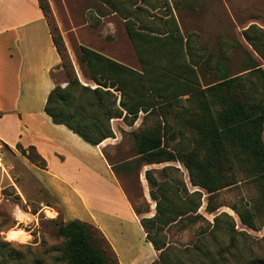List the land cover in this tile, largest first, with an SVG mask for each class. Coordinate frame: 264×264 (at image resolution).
Listing matches in <instances>:
<instances>
[{
    "label": "trees",
    "instance_id": "trees-1",
    "mask_svg": "<svg viewBox=\"0 0 264 264\" xmlns=\"http://www.w3.org/2000/svg\"><path fill=\"white\" fill-rule=\"evenodd\" d=\"M39 4L47 18L50 10L48 1L39 0ZM129 23L130 20L127 24ZM51 32L61 58L59 68L64 69L68 79L65 88L55 86L46 103L45 112L55 124L66 126L89 144L98 146L115 138V126L122 124L118 119L133 127L140 113L145 114L139 129L131 132L136 141L135 158L113 164L112 170L120 179L135 213L142 216L140 222L147 241L160 252L159 260L152 264H170V255L177 250L174 246L176 244L169 240L168 231L177 228L183 232L195 227H198L199 236L193 245L198 246L181 251L190 257L189 264H226V257L240 262L237 245L241 241L246 246L249 235L240 231L234 217L225 212L214 218V224L211 223L201 213L203 191L192 190L190 185L207 192L205 210L208 214H215L226 206L239 216L245 228L255 232L264 228V67L247 52L246 69L242 72L244 74L233 76L228 68L219 62L216 65L221 75L217 80L205 87L201 82L197 83V87L187 98L193 103V115L184 121L185 127L194 135V146L191 150L183 152L171 148L174 138L167 136L169 122L165 112L167 109H173L181 99L150 105L142 104V95V100L136 102L142 94L139 84L146 86L143 76L82 45L80 49L90 76H86V72L82 71L88 79L98 84V87L93 89L83 85L75 72L62 34L57 27H51ZM137 32L129 30L133 41H136L133 36H136ZM145 32L147 31L141 30V34H146ZM243 37L264 62V28L253 24L243 31ZM186 45L190 55L188 39ZM82 63L80 60V64ZM190 63L200 73L198 65L191 61V57ZM122 73L137 79L135 88L139 89L128 91L121 78ZM254 75L261 83V98L250 103L256 95L250 99L247 82H251L249 76ZM115 92L120 93L119 98ZM129 93H132V99H129ZM151 114H156L163 120L158 119L154 126L142 128ZM2 148L11 151V148L3 143ZM17 150L36 166L43 169L47 167L46 161L35 147L25 149L17 145ZM104 155L110 162L108 156L105 153ZM170 162L182 164L188 170L190 185L181 169L176 166L147 169L145 179L149 186L150 198L156 203V207L154 216L144 217V214L151 213L147 198L142 196L145 203L137 205L129 186L121 180L130 179L133 185L131 178L140 180V172L144 167ZM241 184L252 185L256 195L242 198L239 203L232 205L218 202L222 191ZM222 221H225L224 225L221 224ZM3 227L1 222L0 233L4 231ZM97 234L101 240L96 238ZM58 235L66 240L64 258L68 264H119L118 256L110 242L94 225L80 220L63 222L59 225ZM209 241L218 245L215 251L217 259L212 262L206 261L210 252L205 245H208ZM102 242L105 245H102ZM30 250L31 246H28L26 251L18 249L12 243L3 241L0 235V264H27V252ZM31 264L46 263L36 258L32 259ZM180 264L186 263L181 261ZM244 264H264V259H253Z\"/></svg>",
    "mask_w": 264,
    "mask_h": 264
},
{
    "label": "rangeland",
    "instance_id": "rangeland-1",
    "mask_svg": "<svg viewBox=\"0 0 264 264\" xmlns=\"http://www.w3.org/2000/svg\"><path fill=\"white\" fill-rule=\"evenodd\" d=\"M47 1L50 5L47 20L52 28L57 27L62 34L78 78L79 70H84L86 76H90V71L80 49L82 45L90 49L103 50L115 56L121 62L125 58L130 59L131 57L137 61L136 49L140 52L141 58L145 54L143 48L144 38H142L144 34L133 36L134 40H136L133 42L129 30L133 32L151 30L163 33L164 26L162 24L164 19L172 15L174 11V14L180 19L188 39L191 61L198 65L204 86L220 77L221 72L216 65L219 62L225 65L233 76L244 74L242 72L246 69L247 52L264 67V62L243 37V31L253 24L264 28V0ZM126 18L131 20L127 24L128 27L124 22ZM80 60L83 61L82 64H80ZM145 68L149 69V65L145 64ZM171 73L174 75L179 74L177 71L170 70ZM120 75L128 91L139 89L135 88V85L138 84L137 79L124 73ZM53 76L55 86L60 85L65 88L68 85V79L63 68L58 67ZM249 79L251 80V82H247L249 97L251 99L253 95H256L255 98L250 100V103H253L261 98V83L256 79L255 75L249 76ZM139 85L141 91L146 89L143 83ZM87 86L93 89L97 88L94 83H88ZM115 94L118 98L120 97L119 92H115ZM128 97L132 99V93H129ZM141 98L142 94L136 102L142 100ZM192 108L193 103L187 98H182L173 109L165 110L166 119L169 122L167 136L174 138L171 144V148L174 150L187 152L194 146V135L184 125V121L193 115ZM144 116L145 114L141 112L138 121L133 127L115 126L120 135L116 134L114 139L118 140L106 142L103 148V152L110 159L111 167H113V164L117 165L124 160L135 158L137 154L136 141L131 132L139 129ZM158 119L163 120L156 114L149 115L142 128L154 126ZM112 125L114 128V124ZM18 156H20L18 152L2 148L3 164L7 172L0 171V223L3 222L4 224V231L1 237L3 241L10 242L21 250L26 251L27 247L31 246L32 250L27 252V264H31L32 259L36 258L42 259L46 264H68L64 258L66 240L58 235L59 225L64 222L61 216L63 208L41 186L30 170V164H27ZM169 164L181 167L184 178L190 185L188 170L182 164H174L172 162L165 165L144 167L140 172V180H136L134 177L131 178L134 181L133 185H131L130 179L122 178L121 180L129 186L131 196L137 205L145 203L142 196L147 198L151 206V213L144 214V217L155 215L156 207V203L151 200L149 195L145 171L147 169H161ZM118 180L120 179L118 178ZM190 188L203 191L201 213L211 223L214 224V218L225 212L234 217L237 222V228L240 231H245L249 235L246 246L241 241L237 245L238 256L241 261L236 262L234 258L226 257V264H244L253 259H264V228L260 232L245 228L241 224L239 216L226 206L215 214H208L205 210L207 192L199 187H191V185ZM255 195L256 191L252 185L241 184L222 191L218 196V202L232 205L239 203L242 198ZM17 207L26 215L24 220L17 219L13 215ZM221 224L224 225L225 221H222ZM12 229L18 232L23 231L29 236V239L27 241H8L5 237L9 230ZM198 236V227L183 232L177 228L168 231L169 240L175 243L176 245L174 246L177 248L170 255V264H180L181 261L189 264L190 257L181 251L198 246L193 245L197 241ZM127 237L128 241L125 240L126 244H141V240L132 232H129ZM96 238L101 240L98 234ZM125 241L121 244L126 245ZM226 242L228 243V239H226ZM102 245L105 244L102 242ZM205 247L210 252L206 261L212 262L216 260L215 251L218 245L213 241H209ZM156 252V261H158L160 252Z\"/></svg>",
    "mask_w": 264,
    "mask_h": 264
},
{
    "label": "crops",
    "instance_id": "crops-1",
    "mask_svg": "<svg viewBox=\"0 0 264 264\" xmlns=\"http://www.w3.org/2000/svg\"><path fill=\"white\" fill-rule=\"evenodd\" d=\"M174 13L164 19L163 33L145 32V54L141 58L136 49L137 61L131 57L121 62L103 50L92 49L143 76L148 89L141 91L146 99L142 104L188 98L197 83L204 85L198 69L191 66L187 37ZM129 20L124 19L126 26ZM60 65L51 27L39 0H0V143L30 164L41 186L63 208L65 223L80 220L100 229L119 264H152L157 252L147 241L140 222L142 216L135 213L103 153L105 143L89 144L66 126L55 124L45 112L49 94L55 88L53 73ZM170 70L179 74H170ZM78 75L84 85L94 83L98 87L81 70ZM118 120L122 123L118 127L127 126ZM114 132L120 135L117 130ZM17 145L35 147L47 167L31 163ZM3 167L7 172L4 164ZM129 232L141 240L140 245L126 244ZM124 241L126 245L121 244Z\"/></svg>",
    "mask_w": 264,
    "mask_h": 264
},
{
    "label": "clouds",
    "instance_id": "clouds-1",
    "mask_svg": "<svg viewBox=\"0 0 264 264\" xmlns=\"http://www.w3.org/2000/svg\"><path fill=\"white\" fill-rule=\"evenodd\" d=\"M13 215L17 218L20 219L22 217V213L19 207H17L15 209V212L13 213ZM0 235H3L2 233H0ZM8 241H20V240H26L28 237L25 235V233L23 231H16L14 229L9 230V232L6 234L5 237Z\"/></svg>",
    "mask_w": 264,
    "mask_h": 264
},
{
    "label": "built area",
    "instance_id": "built-area-1",
    "mask_svg": "<svg viewBox=\"0 0 264 264\" xmlns=\"http://www.w3.org/2000/svg\"><path fill=\"white\" fill-rule=\"evenodd\" d=\"M0 161H1V166H0V171H5L3 167V159H2V144L0 143Z\"/></svg>",
    "mask_w": 264,
    "mask_h": 264
},
{
    "label": "bare ground",
    "instance_id": "bare-ground-1",
    "mask_svg": "<svg viewBox=\"0 0 264 264\" xmlns=\"http://www.w3.org/2000/svg\"><path fill=\"white\" fill-rule=\"evenodd\" d=\"M173 163V162H172ZM1 161H0V166H1ZM166 164V163H165ZM164 164V165H165ZM175 164V163H174ZM23 215H22V217L20 218V220H24L25 218H26V215L23 213V212H21ZM23 222V221H22ZM26 235V234H25ZM27 236V235H26ZM28 238L26 239V240H24V241H27L28 239H29V236H27Z\"/></svg>",
    "mask_w": 264,
    "mask_h": 264
},
{
    "label": "water",
    "instance_id": "water-1",
    "mask_svg": "<svg viewBox=\"0 0 264 264\" xmlns=\"http://www.w3.org/2000/svg\"><path fill=\"white\" fill-rule=\"evenodd\" d=\"M169 165H172V164H169ZM172 166H174V165H172ZM176 167H178V168H180L181 169V167H179V166H176ZM190 181V180H189ZM201 191V190H200Z\"/></svg>",
    "mask_w": 264,
    "mask_h": 264
}]
</instances>
